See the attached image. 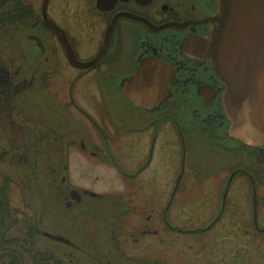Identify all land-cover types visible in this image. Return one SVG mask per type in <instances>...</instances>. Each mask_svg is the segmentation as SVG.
<instances>
[{
    "label": "flooded vegetation",
    "instance_id": "flooded-vegetation-1",
    "mask_svg": "<svg viewBox=\"0 0 264 264\" xmlns=\"http://www.w3.org/2000/svg\"><path fill=\"white\" fill-rule=\"evenodd\" d=\"M218 2H3L0 264H264V145L227 134L223 87L195 46ZM144 66L150 94L135 106L126 95ZM166 125L179 163L153 206ZM138 136L148 144L126 166ZM77 156L121 181L73 182Z\"/></svg>",
    "mask_w": 264,
    "mask_h": 264
},
{
    "label": "water",
    "instance_id": "water-1",
    "mask_svg": "<svg viewBox=\"0 0 264 264\" xmlns=\"http://www.w3.org/2000/svg\"><path fill=\"white\" fill-rule=\"evenodd\" d=\"M3 2L6 0H0V6ZM46 2L43 0V6ZM210 22L213 27L209 41H199L195 46L198 55L212 63L213 75L223 87L220 100L223 116L228 121L227 134L246 145L262 146L264 0H219L217 13ZM53 29L61 43H66L61 31ZM103 53L104 49L91 64L98 63ZM149 77L144 66L131 78L132 91L126 96L135 106L146 105L150 94L147 86Z\"/></svg>",
    "mask_w": 264,
    "mask_h": 264
},
{
    "label": "rangeland",
    "instance_id": "rangeland-1",
    "mask_svg": "<svg viewBox=\"0 0 264 264\" xmlns=\"http://www.w3.org/2000/svg\"><path fill=\"white\" fill-rule=\"evenodd\" d=\"M61 5V6H60ZM62 0H61V4H59V9L60 7L62 8ZM169 128L167 125L163 128V129H167ZM163 136V139H161L158 143V146H163L165 147V149L163 151H165L166 153H164L162 155V162L161 164H157L159 165L158 166H155V168H160L161 167V173L159 174V172H157V174H152L151 177L153 178V181H152V184L149 183V186L152 187L153 189L151 190H147L148 194L149 195H152L153 198H155V200L153 199V206L156 204V201L159 200L160 197H162V195L164 194L165 197L167 196L168 197V194L170 191L166 190V183L171 179V176H174V169H176L178 167V160H179V146H178V143L175 141V139H173V134H172V131L171 129H167L164 131V133L162 134ZM173 139V140H172ZM148 141H149V137H144V136H138V138L136 140H134V143L133 145H131V148L130 150L128 151V148L126 147H123V150L124 151H121V153L125 154V152L127 153L126 157H122L120 158L121 160V163H123L124 165H136L138 164L137 163V159L140 155H142V153L144 152L143 150H145L146 148V145L148 144ZM162 152H159V155L161 154ZM159 158V157H158ZM157 158V159H158ZM73 161L72 163L70 164L71 165V179L73 180V182L75 183H78V182H90L91 179L94 180L96 178V176L92 177V175H98L101 177V180L100 178L99 179H95L94 181H97L99 183H102L104 181H114V182H120L121 181V178L120 176H117L113 175V173L111 172H107L108 169H103V168H99L98 166H96V164L90 162L91 164V169H89L84 161V159H82V161L80 160V156H77V157H74L72 158ZM77 159L80 160V162H77ZM91 161V160H90ZM157 161V160H156ZM154 169V168H152ZM170 173V174H169ZM169 175V177H168ZM218 177L217 178H212L209 181V188L210 187V184L211 182L213 181H217V180H220L219 177H221V175H217ZM216 177V176H215ZM104 180V181H102ZM158 182H157V181ZM159 183V184H158ZM99 185V184H98ZM96 184V186H98ZM95 188H98V189H101L99 187H96ZM208 186V185H207ZM121 187L122 186H119L117 187L115 190L117 191H121ZM201 192H203L202 195H199V196H204V197H208L209 195V192L207 191V189H201ZM189 195V194H188ZM187 195V192H182L179 196H178V205L176 206L177 210L179 212H181L182 210H185V208L187 209V207H185V198H189ZM151 196V197H152ZM184 199V200H183ZM184 204V205H183ZM150 208H154L152 206H150ZM183 220H187V217L184 218ZM134 249V248H132ZM137 250V249H135ZM150 251V250H148ZM131 252V251H130ZM136 253H139V252H136ZM153 256V254L151 255Z\"/></svg>",
    "mask_w": 264,
    "mask_h": 264
}]
</instances>
